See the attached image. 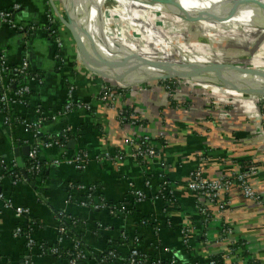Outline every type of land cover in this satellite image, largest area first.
Segmentation results:
<instances>
[{
    "label": "crops",
    "instance_id": "1",
    "mask_svg": "<svg viewBox=\"0 0 264 264\" xmlns=\"http://www.w3.org/2000/svg\"><path fill=\"white\" fill-rule=\"evenodd\" d=\"M54 2L63 12L57 1ZM14 5L19 6L12 15L18 28L0 24V54L4 56L7 69L19 66L24 60L28 63L30 93L23 102L12 105L11 112L16 118L12 129L3 124L4 114L0 112V157L5 161L7 171H12L17 167V150L24 168L30 149L36 147L44 170L34 177V181L15 183L10 176L0 179L3 197L16 206L29 209L26 218L16 219L12 210L0 202V264H67L52 255L49 249L71 248L70 234L67 232L59 242L57 232L59 217L69 215L79 222L74 233L94 255L114 250L109 252H113L116 259L107 264H126L135 247V238L139 240L136 244L139 253L165 264L170 261L206 264L209 257L219 259L229 248L227 243L218 240L219 229L223 226L232 229L236 241L247 245L245 257L254 264H264V207L245 199L237 188L222 194L227 201L224 211L211 208L213 216L207 228L200 227L202 233L198 228L186 242L181 234L183 224L196 221L192 195L181 183L195 167H201L210 178H218L254 165L257 174L250 183L264 200V134L258 129L256 106L233 102L229 115L219 108L212 114V122L201 121L203 118L198 113L194 116L187 109L176 111L172 103H168L164 91L157 87L152 94L146 89L127 95L123 92L125 103L122 106L133 110L135 117L141 119L135 125L121 122L115 110L97 100L102 82L78 60L76 45L73 43L74 47H70L63 43L59 49L51 35L56 27L49 23L48 16L54 15L47 0H0V10L9 11ZM87 7L90 5L82 0L83 15L106 18L101 13H91ZM101 37L118 45H128ZM87 41L102 72L106 68L118 69V59L109 57L112 63L108 64L103 55L110 53L91 39L83 40L84 43ZM81 53L90 67L87 53L84 50ZM138 65L139 70L160 71L159 67L140 62ZM124 68L127 70L125 75L129 76L121 73L124 80H130L138 72L127 65ZM90 69L95 71L94 67ZM10 76L6 75L7 78ZM71 83L76 88L73 100L89 105L90 109L54 118L67 102ZM106 83L110 84L109 81ZM213 99L219 101L217 103L229 100ZM193 100V104H201ZM41 117L43 120L37 132L25 126ZM66 130L72 135L66 144L46 146L48 141L63 135ZM143 135L153 141L159 160L168 165L164 178L176 185V205L169 207L170 214L160 198L163 179L159 162H147L142 167L140 161L130 155L126 145L127 136ZM117 150L125 155L122 162L115 165L110 159H104L105 154ZM82 154L84 159L80 168L66 163ZM56 160L62 162L54 164ZM134 191L143 193L142 201H137ZM89 197L94 205L102 201L112 208L98 210L93 205H81ZM18 227L23 233L30 231L32 247H28L24 234L15 236ZM43 245L50 248L43 251ZM84 264L98 263L88 258Z\"/></svg>",
    "mask_w": 264,
    "mask_h": 264
},
{
    "label": "rangeland",
    "instance_id": "2",
    "mask_svg": "<svg viewBox=\"0 0 264 264\" xmlns=\"http://www.w3.org/2000/svg\"><path fill=\"white\" fill-rule=\"evenodd\" d=\"M59 4V8L64 12L65 16L64 19L67 21V18L69 19L68 12L65 10V7L61 0H56ZM89 1V0H88ZM214 1V0H212ZM231 6H233V10H237L238 12L234 15V18H229L230 12H225L224 6L219 5V11H222L221 18L223 15H225V21L229 22L230 20H235L237 16H243V12H250L252 16L255 18H264L262 15H259V13H256V7L261 3L259 0H234ZM84 3V2H83ZM139 3V2H138ZM90 5V4H89ZM138 5V4H137ZM216 5V6H218ZM255 5V7H254ZM91 6V5H90ZM264 6V5H262ZM211 5H208V8H210ZM243 7V8H242ZM88 10L91 11V13L94 12L93 9L90 7H87ZM208 10L211 9H205L203 13H206ZM224 10V11H223ZM108 11V10H107ZM111 12V11H109ZM50 13V11H49ZM97 12L95 11V14ZM113 13V12H112ZM194 14H197L196 16H190L186 20L184 15L181 13L175 14L172 11H169V15H177L183 17L186 21L180 20V19H173L171 16L167 17V15L162 16V13H153L152 18L153 21H156L154 25L149 23V27L152 30V28H155L161 36H163L166 40L171 42V45L179 46L182 49L185 48L187 51L190 50H196L197 55L196 59L193 55H191L188 52H175V51H168V52H161L160 49L156 46V44L147 37V39L141 37V35L138 33H143V31L137 30L135 27L125 28V27L119 22L120 20H116L114 17H110V15H107L106 18L108 20V26L114 25V28L118 29H124L126 31H129L131 35L126 36L129 38V42L131 45H121L122 49L119 50L118 53H120L122 56L124 55H132V56H140L144 57L145 59H156V61H160L163 63L160 65V71L156 70H147V69H140L138 68V61L127 58L124 56V60L120 59V63L122 64V69L120 70V75L127 73L126 69L124 68L127 65V68H134L137 69L138 72L131 78V82H134L132 85H128L125 88H120L121 91H123L126 95L130 94V92H133L135 90H149V93L151 94L154 92V89H157V87H160L165 95V98L167 99L168 103H172L173 107L177 110L187 109V111H191L194 116L198 113V116L203 118L201 121H211L214 119L212 118V114L220 108V111H226L229 115V113L233 109V102L235 104H244L248 107H255L257 108V118L258 122L260 124L259 130H262V134H264V82H258L256 83L255 87H250L247 85H240L235 82H230L226 85H221L219 83H214L210 79L204 78L202 76H199L198 78H190V77H177L173 76L172 78H168L165 80H157V81H149L147 84L139 83L140 81L146 80L150 76H160L164 75L163 71L169 70V68L175 67V66H181L186 65L187 63L192 64L193 66H208V60H211L210 63L212 64H223V65H231L234 67H240V68H249L250 66H246L247 63H249L252 59L258 63L257 65H253L252 68L249 69H255V68H261L264 67V33L261 32H254L251 30L250 26H255V29L262 28L260 27L259 23L256 20H252L248 18V21H243L242 25L237 26V28L231 29V28H222L218 29L217 27L213 30L208 29L207 27L210 26V24L206 25L203 20H201V16L199 12H193ZM220 13V12H219ZM226 13V14H225ZM190 15V14H188ZM51 19L53 20V23L56 27L57 33L59 38L61 39L62 46L63 43L65 46L70 45V47H74L73 43L74 39L72 34L64 28L60 22L57 20L55 16H52L50 13ZM67 16V17H66ZM200 16V17H198ZM101 17V16H100ZM164 17V18H163ZM158 18V19H157ZM165 19V22L161 19ZM169 18V19H168ZM204 19L208 20L204 17ZM219 19V18H218ZM90 20L93 23L101 24V21L103 20L102 17L99 18L92 14L90 16ZM190 20V21H189ZM243 20V19H242ZM264 20V19H263ZM217 21V20H216ZM71 22V21H70ZM72 23V22H71ZM250 23V24H249ZM204 26H200V25ZM263 27H264V21H262ZM72 25V24H71ZM240 27V28H239ZM252 27V28H254ZM112 29V27H109ZM80 38L82 47H85V52L87 53V58L89 59V65L90 67H94L95 71H101V64H98V61L96 58H94V51L89 46V41L83 42V40L90 39L85 35V33L80 29H74ZM147 30V29H145ZM150 33L153 34L154 37H161L156 36L154 32H151L150 30H147ZM219 33V34H218ZM139 38V40H138ZM153 43V44H152ZM96 43H94L95 45ZM168 45V43L166 44ZM150 46V47H149ZM202 51V52H200ZM107 52V51H106ZM93 53V54H92ZM105 53V51H104ZM110 53V52H107ZM106 54V53H105ZM103 55V58L105 59V62L108 64H111V59H118L112 53L108 55ZM196 54V53H195ZM101 55V53H100ZM194 57V58H191ZM96 59V60H95ZM74 60H76L77 64V58L76 54L74 53ZM80 60V59H78ZM102 61V60H101ZM74 63V64H75ZM244 64V65H243ZM260 65V66H259ZM210 67V66H208ZM256 70V69H255ZM116 69L111 70L110 68L105 69L104 74H109V76L114 75ZM261 71V70H260ZM107 72V73H106ZM109 72V73H108ZM215 74V73H214ZM125 76H128L127 74ZM215 76V75H212ZM124 77V76H123ZM123 81L125 78H123ZM248 81L252 82V79L250 76H243ZM129 78V76H128ZM99 81H104L102 79H98ZM154 85V86H153ZM260 87V88H257ZM262 86V87H261ZM262 95L258 96V95ZM229 99L228 101H224L223 103H217L214 101V99ZM193 99H196L195 101H200L201 104H193ZM125 100V97H124ZM203 100V101H202ZM123 105V103H122ZM133 111V110H132ZM136 115V114H135ZM197 116V117H198ZM138 119V117H136ZM139 118L138 120H140ZM132 120V119H131ZM133 121V120H132ZM130 122V121H129ZM137 123V122H136ZM132 125V123H130Z\"/></svg>",
    "mask_w": 264,
    "mask_h": 264
},
{
    "label": "built area",
    "instance_id": "3",
    "mask_svg": "<svg viewBox=\"0 0 264 264\" xmlns=\"http://www.w3.org/2000/svg\"><path fill=\"white\" fill-rule=\"evenodd\" d=\"M19 6L14 5L13 8L9 11L0 10V24H7L13 28H18L13 21V12L18 10ZM51 10V9H50ZM49 23L50 25H54L51 16L49 15ZM51 35L55 37L59 49L62 48V41L58 36L57 30L53 28L51 31ZM28 63L24 60L19 66L13 69H7L4 56L0 54V112L4 114L3 124L7 126L9 129L11 128V114L10 110L13 104L18 102H23L24 99L30 93V86L27 82V76L29 75L28 71ZM9 72H14L17 77H6L7 74H11ZM7 79H6V78ZM120 86H115L113 84H108L102 81L101 87L98 92L97 100L106 105L108 108H111L116 111L119 120L121 122H129L133 125L138 122V119L135 117V114L130 111L128 116L126 114V110L128 107H123L122 103L124 101L123 91H121ZM75 84H70L67 91V102L65 106L58 112L54 118H60L65 116L68 113L73 111L80 110H89V105L84 103H77L73 100L75 95ZM121 103V104H120ZM133 121H132V120ZM43 118L41 117L38 121L34 123L25 124V126L29 129H33L35 132L38 131L41 121ZM23 124V123H22ZM23 124V125H24ZM263 133L262 130H259ZM68 130L65 131L67 133ZM56 145L61 146V143L58 140L51 139L46 143V146ZM126 145L129 146L130 155L139 160L141 166L145 167V163H152L153 161H158L159 166L161 168V177L163 182L161 184V199L167 197L169 195L170 199L175 200L176 196V185H171L169 180H164L165 173L168 169V165L161 162L159 160L158 150L154 146L153 141L148 136H138L131 137L127 136ZM125 155L123 152L117 150L115 152H111L110 154H105L104 159H110L115 165L119 164L123 161ZM84 159V155L77 156L72 161H68V164H74L76 167L80 168ZM27 160L29 161L30 166L26 168V171L31 174L33 177H38L42 171L44 170L43 163L38 159L36 147H32L28 153ZM100 160H103L101 158ZM62 161L56 160L54 164H60ZM143 163V165H142ZM0 167L3 170H7L5 168V161L0 157ZM18 168V167H17ZM19 169V168H18ZM24 169V168H23ZM20 170V169H19ZM257 174V168L254 165H248L244 170L231 173L227 176H220L218 178H210L204 174V171L201 167H195L191 171L188 172L186 179H184L181 183L185 190H187L193 198L195 211H196V221L194 223H185L182 225V237H184L183 242H186V239L190 237V235L195 231L200 230V227L207 228L209 221L211 220L213 214H211L212 207L216 208L218 212L224 211L227 206V201L224 200L222 194L228 191L231 188H237L240 190L245 199L252 201L258 205L264 207V200L262 197L255 192L253 187L251 186L250 179ZM22 175V173H21ZM19 172H11L9 171V176L12 177L13 181L20 182L21 178L24 180L23 175L21 176ZM1 179V177H0ZM166 189V190H165ZM134 197L137 201H142L144 195L140 191L133 192ZM167 201H170L169 199ZM0 202L4 204L6 209H11L16 219L26 218L29 214V209L23 206H16L12 203V201L8 198H4L0 193ZM81 205L88 206L93 205L95 209H108L112 208L107 206L104 202H99L94 205L90 199V197L81 202ZM171 205V204H170ZM169 205V206H170ZM169 211V207L166 209ZM170 214V211H169ZM23 230L18 227L15 230V236H20L24 234V237L27 241L28 247H32L33 241L30 238V231L26 230L24 233ZM59 235V242L62 241L63 236L67 234V230L59 226L57 229ZM204 235H206L204 233ZM218 240L220 243H227L229 248L226 251L221 253L219 257V261L215 257H209L206 264H254L252 263L248 257H245V253L247 251V245L244 243H240L235 240L233 236V231L230 227H220ZM139 242L138 238L133 240L135 247H133L130 251L129 258L126 260V264H161V261L155 260L153 262L148 263L145 259L136 261V258L139 255V251L136 247V244ZM52 255L58 256L59 249L57 247H52L49 249ZM72 252V253H70ZM66 253L67 264H81L89 258V254L83 252L79 249V242L71 240V251ZM109 258H116L113 252H109ZM101 258L100 263H105L109 258ZM218 257V256H217ZM30 264V263H26ZM166 264H175L174 261L167 262Z\"/></svg>",
    "mask_w": 264,
    "mask_h": 264
},
{
    "label": "bare ground",
    "instance_id": "4",
    "mask_svg": "<svg viewBox=\"0 0 264 264\" xmlns=\"http://www.w3.org/2000/svg\"><path fill=\"white\" fill-rule=\"evenodd\" d=\"M61 1L65 7V10L68 12L69 20L72 22L71 23L72 28L73 29L77 28V29L82 30L87 37H89L91 40L101 45L103 48H105V50L112 53V55L118 58L119 60L118 69L117 71H115L113 78L116 79L118 81V84H120L121 86L124 85V81L121 78L120 70L122 69V64L124 63H120V59L124 60V56L130 59L136 60L140 63H144L146 65H151L154 67H161L160 65L163 64L160 61L159 62L156 61V59H145L144 57L132 56V55L122 56L120 53H118L119 50L122 49L121 45L113 43L101 36H105L110 39L131 45L128 40L129 38L126 37L128 35H131L129 31H126L124 29L114 28L115 26L111 24L108 26L107 18H103V20L101 21V24L93 23L90 20L89 15L82 14V8H81L82 0H61ZM86 1L88 4L91 5L90 7L94 10V12L96 11L97 13H101L105 17L107 15H110V17L112 18L114 17L116 20L117 19L120 20L119 22L124 27L128 25L125 28L135 27L137 28V30L143 31L144 34L138 33L141 35L139 38L143 37L147 39L148 37L156 44V46L160 49L161 52H168V51L188 52L191 55H193L195 59H196V56H199L197 55L196 50L193 49V50L187 51V49L185 48L182 49L179 46H175L173 44L171 45V42L166 40L163 36H161V34L155 28H152V30L150 29V27L148 26L149 23L154 25V23L156 22V21H153L154 20L152 18L153 13H162V16L167 15V17L171 16L173 19H180V20L186 21L188 20L186 19V15L188 18L190 16L197 15V14H194L193 12H197V13L199 12L201 16H204L205 18L208 19L206 20L204 19V17L200 18L201 20L205 22L206 25L210 24V26H208L207 28L211 30H213L216 27L218 29H220V27L234 29V28H237V26L239 25H242V24L245 25V23H242V22L243 21L245 22L246 20L248 21V18H250L252 20H256L259 23L260 27H262L259 29H255L256 28L254 27L256 25L255 24L254 26L253 25L250 26L251 27L250 29L256 33L257 32L264 33V27L262 24V21H264L263 20L264 18L263 19L255 18L254 16L251 15L250 12L249 13L243 12L244 13L243 16L241 17L237 16L235 20H230L229 22L225 21L227 19V17L226 19L224 18L225 15H223V17L221 18L220 15L222 14L221 13L222 11H219L220 7L218 4H220V6H224L223 8L225 9V12L227 13L230 12L229 18L232 19V17L234 18L233 13L235 14V12L236 13L238 12L237 10L231 11L232 9H234L233 6H231V4L233 3L232 1L234 0H214V1L212 0H89V1L86 0ZM259 1H261L263 4L260 3L258 7H256L255 10H256V13H259V15H262V17H264V6H262L264 5V0H259ZM209 4L211 5L210 8H208ZM205 9H211V10H208L206 13H203ZM169 11H172L175 14L179 13V15L182 13L186 20L181 16L169 15L168 14ZM163 18L161 19L163 20V22H165V19ZM205 24L204 25L201 24L200 26L205 27ZM109 27H112V29H110ZM145 29L150 30L151 32H154L156 36H161V37H154L152 33H150L149 31ZM167 43L168 45H166ZM194 57L191 56V58H194ZM207 60H208V66L212 65V63H210L211 60L209 59ZM257 64L258 63H256V61L252 59L249 63L246 64V66L248 65L250 66L249 68H252L253 65H257ZM255 69L259 71L260 70L264 71V67L255 68ZM245 75L250 76V78L252 79L251 83L256 84L258 82H264L263 77L254 75L252 72H246L242 74V76H245ZM221 85H226V84H221Z\"/></svg>",
    "mask_w": 264,
    "mask_h": 264
},
{
    "label": "water",
    "instance_id": "5",
    "mask_svg": "<svg viewBox=\"0 0 264 264\" xmlns=\"http://www.w3.org/2000/svg\"><path fill=\"white\" fill-rule=\"evenodd\" d=\"M48 5L53 13V15L57 18V20L60 22V24L66 28L73 36L75 45L77 47L78 51V56L79 59L81 60L83 66L88 70L90 73L95 74L99 79H102L104 81H109L110 84H113L115 86H120V87H126L129 84L132 85L134 82H131V79L124 81V85L121 86L118 84V81L116 79H110L109 74H104L101 71H93L90 69L89 66H87L84 62V59L82 57L81 50H85V47L81 45L80 38L78 36V33L72 28L70 20L67 18V21H65L64 16L65 11L61 12L54 0H47ZM67 17V16H66ZM166 72L163 71L164 75L160 76H150L146 80L140 81L139 83H144L147 84L149 81H157V80H165L168 78H172L173 76L177 77H190L196 79L199 76H202L204 78L210 79L214 83H219V84H228L229 82H235L240 85H247L250 87H255V83H251V81H248L245 79L242 74L246 72H252L254 75L261 76L264 78V71H259L255 69H249V68H240V67H234L231 65H223V64H212L210 67L208 66H193L192 64L187 63L186 65L182 66H175L172 68H169ZM230 72V73H229ZM233 72V73H232ZM107 73V72H106ZM109 73V72H108ZM217 75H215V74ZM234 74V75H233ZM215 75V76H212ZM132 83V84H131ZM257 88H260L257 86ZM263 97L261 94L258 95ZM73 144V141H70V144ZM28 152V149H27ZM16 164L17 167L20 169V172L22 173L23 177H26V174L23 169V163L21 162V159L18 157V151L16 150ZM1 191V189H0Z\"/></svg>",
    "mask_w": 264,
    "mask_h": 264
},
{
    "label": "trees",
    "instance_id": "6",
    "mask_svg": "<svg viewBox=\"0 0 264 264\" xmlns=\"http://www.w3.org/2000/svg\"><path fill=\"white\" fill-rule=\"evenodd\" d=\"M11 75H12V77H17V75L14 73V72H12L11 73ZM27 80V79H26ZM131 111V109H129V108H127V110H126V114L125 115H127L128 116V113ZM10 114H11V127H13V125H15V123H16V118H15V116L12 114V112H11V110H10ZM55 140H58L60 143H62V144H66L67 142H68V140L69 139H71L72 138V135L70 134V133H64L63 135L62 134H60V135H57V136H55V137H53ZM30 166V164H29V161L27 160L26 161V164H25V166H24V172H25V174H26V177H24V180L21 178V181L22 182H24V181H34V177L31 175V174H29L27 171H26V168H28ZM11 172H19L20 173V175H21V172H20V170L17 168V167H15ZM8 177L9 176V171H7V170H3L1 167H0V177ZM22 176V175H21ZM43 177H44V173H43ZM164 180H168L167 178H164ZM166 190V189H165ZM167 197L164 199V204L166 205V209H167V207H170V206H175L176 205V203H175V200H173V199H170V197H169V195H166ZM100 197V196H99ZM170 200V201H167V200ZM171 204V205H170ZM170 205V206H169ZM67 218V219H66ZM68 219H70V220H68ZM59 220H60V226H62V227H64L67 231H68V233L70 234V236H71V240H74V241H78L79 242V249L80 250H82L83 252H87L88 254H89V258H91V259H95L96 261H97V263L98 264H107V263H109V262H111V261H113V260H115L114 258H109L108 257V254H109V251H114V250H111V249H108L107 251H105L104 253H102V254H99V255H94L93 254V252L91 251V250H89V248H87L83 243H82V241H81V239H80V237L78 236V235H76L75 233H74V227L75 226H78V220H77V218H75V217H73V216H71V215H69V217L68 216H64V217H59ZM71 222H72V224H71ZM112 244V243H111ZM110 244V245H111ZM52 247V246H51ZM50 247L49 246H47V245H43V251H46V250H48ZM71 251V248L69 247V248H67V249H62V248H59V255L58 256H56V257H58V259L59 260H63V261H66V263H67V259H66V253H68V252H70ZM91 251V252H90ZM70 253H72V252H70ZM106 257H108L109 258V260H107L105 263H100V259L101 258H106ZM129 257H127V259H128ZM143 259H145V260H147V259H149L151 262H153V261H155L156 260V258H152V257H147V256H144L143 254H141V253H139V255H138V257L136 258V261H139V260H143ZM218 261H219V259H217ZM219 263H220V261H219ZM81 264H84V262H81ZM161 264H165V262H161Z\"/></svg>",
    "mask_w": 264,
    "mask_h": 264
}]
</instances>
